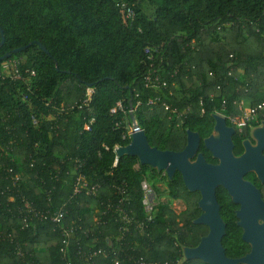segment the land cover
Masks as SVG:
<instances>
[{"label": "trees", "instance_id": "trees-1", "mask_svg": "<svg viewBox=\"0 0 264 264\" xmlns=\"http://www.w3.org/2000/svg\"><path fill=\"white\" fill-rule=\"evenodd\" d=\"M0 32V57L12 54L0 62V264H204L182 254L208 232L193 224L199 195L179 173L126 155L115 164L112 149L129 144L132 123L151 147L179 152L187 130L209 135L213 114L263 104L264 0H0ZM147 75L162 84L147 87ZM149 179L186 209L160 203L146 222ZM216 199L225 255L241 258L237 207L222 188Z\"/></svg>", "mask_w": 264, "mask_h": 264}, {"label": "water", "instance_id": "water-1", "mask_svg": "<svg viewBox=\"0 0 264 264\" xmlns=\"http://www.w3.org/2000/svg\"><path fill=\"white\" fill-rule=\"evenodd\" d=\"M1 33L0 47L4 42ZM16 49V54L21 50ZM45 51V49L39 45ZM12 54L0 57V62L9 59ZM215 136L204 139L203 146L214 159L216 165L208 164L201 154L195 157L200 144L197 133L187 130L186 144L182 151H163L151 147L145 133L137 125H133V134L128 145L116 151L118 158L129 156L136 158L141 166H148L158 174L165 173L172 179L175 173L181 175L183 185L189 193H198L197 207L201 214L193 221L194 225L205 226L208 230L194 248L182 250L185 261L199 260L204 264H264V203L259 193L243 180V176L252 171L251 155L253 149L245 143L246 153L239 158L232 154L231 136L233 130L226 126L223 117L212 115ZM259 130L264 131V120ZM223 188L239 209L235 213L237 226L241 229V238L250 250L241 258L231 259L225 255L222 239L226 226L219 213L216 190Z\"/></svg>", "mask_w": 264, "mask_h": 264}, {"label": "built area", "instance_id": "built-area-1", "mask_svg": "<svg viewBox=\"0 0 264 264\" xmlns=\"http://www.w3.org/2000/svg\"><path fill=\"white\" fill-rule=\"evenodd\" d=\"M120 7L124 11V13H125L124 16L126 19H129V20L133 19L134 13H133V10L131 8L126 7L125 4H123V3H121ZM145 54L148 56L149 60H152L153 57L151 56V53L149 50H145ZM15 73L17 74V72H15ZM32 75H34V73H32ZM16 77H18V75H16ZM161 84L162 83H161V80L159 77H157V76L151 77V75H147V77H146V86L147 87L156 88V87L160 86ZM91 96H92V90L88 89L86 92L85 99L83 101L84 105L89 104V102L91 100ZM163 107L165 108V110H169L168 106L163 105ZM117 110H119L123 113V115L125 116V120H127V118H130L131 113H132V110H129L128 112H126L123 109L122 105H120V104L117 106ZM263 111H264V103L260 104L256 107H250L248 105H247V107H245L244 102H242L239 106L240 115L238 117L225 118L221 114H217V115L224 117L228 122L231 123V125L243 127L245 125L252 124L253 122H255L257 120V118L259 117L260 113H262ZM171 113L173 116L177 115L176 111H172ZM92 122H93V120L90 121V124ZM85 129L88 130V127H86ZM132 134H133V124H131L130 127L127 126V134L125 135V137H123V139L128 137L131 140ZM119 148H121V146H115L112 149V152L115 155V161H114L115 164H116L117 159H118V157L116 155V151ZM105 150H108V148H105ZM162 176H165V173H162ZM77 183L80 184L79 179L77 180ZM81 186L84 188H87L86 185H81ZM88 190H89V192H94L95 187H91ZM140 190L142 193L141 204L143 206V210L145 213V220H146V222H151L153 219L154 213H155V209L157 207L156 194L154 193L153 189L146 184V181L141 182ZM75 192H76V190H75ZM45 217H47V216H45ZM62 218H63V215L60 212L50 216L51 222L54 223L55 225H58V226L61 224ZM121 222L124 224H127L130 222V220L126 216H122ZM141 226L142 225H140L139 228H141ZM62 264H73V263L70 260H65L64 263H62ZM135 264H159V263H145V262L140 261V262H137Z\"/></svg>", "mask_w": 264, "mask_h": 264}, {"label": "flooded vegetation", "instance_id": "flooded-vegetation-1", "mask_svg": "<svg viewBox=\"0 0 264 264\" xmlns=\"http://www.w3.org/2000/svg\"><path fill=\"white\" fill-rule=\"evenodd\" d=\"M263 120H264V118L262 119L261 116L259 115L257 120L255 122H253L252 124H248V125H245L243 127H238L236 125H231V123L225 119L226 126L228 128H231L234 131L232 136H231L233 156L236 158H239L246 153L245 143H248L250 148L253 149L252 155H251L253 170L246 173L243 176V180L245 182L249 183L253 187V189L259 193L260 199L264 203V131H257L255 134H253L254 131L261 129V127H262L261 123ZM212 135H214V136L216 135L214 132V121H213L212 131L209 133V135L203 139L199 136L200 137V144H199L198 150L195 154V157L197 155L201 154L203 156L204 160L208 164L216 165V164H218L219 161L212 157V154L208 150L205 149V147L203 146V142H202L204 139L209 138ZM201 144L204 147L206 154L209 155L211 162H208V160L204 157L203 153L200 151ZM230 200H231V198H230ZM235 206L237 208H236V210H234V215H235L236 211L239 209L238 205H235ZM219 208H220V206H219ZM219 213H220V210H219ZM200 214H201V212H200ZM236 223H237V219H236Z\"/></svg>", "mask_w": 264, "mask_h": 264}, {"label": "rangeland", "instance_id": "rangeland-1", "mask_svg": "<svg viewBox=\"0 0 264 264\" xmlns=\"http://www.w3.org/2000/svg\"><path fill=\"white\" fill-rule=\"evenodd\" d=\"M5 69L7 70V63L4 64ZM8 73V71H7ZM245 107H247V103H244ZM132 124V123H131ZM131 126V125H130ZM129 126V127H130ZM153 181L152 179H149L146 181V184L149 186V184H152ZM155 188L157 191L161 192V195L159 193H156V203L159 205L160 203H165L167 204L170 209L175 213V214H180L186 209V202L183 199H171V197L168 196V191L164 185L163 182H158L154 183Z\"/></svg>", "mask_w": 264, "mask_h": 264}]
</instances>
